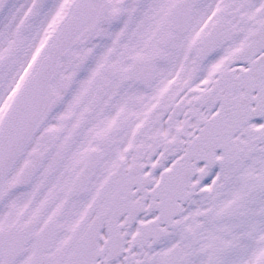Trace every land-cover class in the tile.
Instances as JSON below:
<instances>
[{"label": "flooded vegetation", "instance_id": "1", "mask_svg": "<svg viewBox=\"0 0 264 264\" xmlns=\"http://www.w3.org/2000/svg\"><path fill=\"white\" fill-rule=\"evenodd\" d=\"M109 2L97 37L63 63L61 102L7 183L0 229L35 225L15 264L32 263L51 225L44 250H61L107 187L121 203L130 188L146 210L102 221L98 264H264V0ZM177 165L194 169L187 198L158 218L150 191Z\"/></svg>", "mask_w": 264, "mask_h": 264}, {"label": "water", "instance_id": "2", "mask_svg": "<svg viewBox=\"0 0 264 264\" xmlns=\"http://www.w3.org/2000/svg\"><path fill=\"white\" fill-rule=\"evenodd\" d=\"M7 2L8 0H0V12ZM108 6V0H74L13 98L0 123V204L5 198V179L59 102V95L52 88V83L59 73L62 59L68 57L72 49L83 47L96 34L105 16L109 14ZM31 171L32 169L25 171L24 179ZM174 181L175 178L171 177L168 179L169 183H162L164 189L173 194L167 205L173 202L175 194L182 193L184 187V180L179 186ZM75 192H79L77 186L73 190ZM106 194L107 190L103 192V195ZM110 197L111 194L108 193L106 202L98 209L97 216L90 224H86L88 217L82 221L59 253L45 256L38 246L33 264H97V257L103 252L97 249L96 243L102 221L108 219L113 225L112 218L109 217L111 214L129 211V203H114ZM97 204L98 201L92 204L89 213ZM139 207L142 208L137 205L133 212L136 213ZM152 208L159 210V205H152ZM31 232L32 227L23 230L17 243L12 240L14 243L10 248L5 247L6 239H10L9 234L3 243L0 242V256L4 254L2 264H12L16 260ZM118 250L119 247H115V251Z\"/></svg>", "mask_w": 264, "mask_h": 264}, {"label": "rangeland", "instance_id": "3", "mask_svg": "<svg viewBox=\"0 0 264 264\" xmlns=\"http://www.w3.org/2000/svg\"><path fill=\"white\" fill-rule=\"evenodd\" d=\"M63 2L64 0H17L1 20L0 120L29 64L63 15L66 8ZM3 213L1 209L0 227L4 224L1 217ZM9 221L12 220H7L6 223Z\"/></svg>", "mask_w": 264, "mask_h": 264}, {"label": "bare ground", "instance_id": "4", "mask_svg": "<svg viewBox=\"0 0 264 264\" xmlns=\"http://www.w3.org/2000/svg\"><path fill=\"white\" fill-rule=\"evenodd\" d=\"M17 3V0H10L9 3L7 4V7L5 8V10L3 11V13L1 14L0 16V22L1 20L9 13V11L11 10V8L14 7V5ZM34 61V60H33ZM33 61L29 64L27 70H26V73L25 75L23 76L21 82L24 80V78L26 77V74L28 73V71L30 70L31 66H32V63ZM20 82V83H21ZM20 83L17 85L15 91L17 90L18 86L20 85Z\"/></svg>", "mask_w": 264, "mask_h": 264}]
</instances>
